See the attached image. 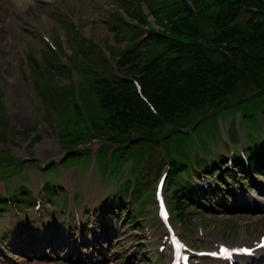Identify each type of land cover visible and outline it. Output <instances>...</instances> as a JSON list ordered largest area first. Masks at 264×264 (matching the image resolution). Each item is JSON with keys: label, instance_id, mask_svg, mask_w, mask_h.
Returning <instances> with one entry per match:
<instances>
[{"label": "rangeland", "instance_id": "1", "mask_svg": "<svg viewBox=\"0 0 264 264\" xmlns=\"http://www.w3.org/2000/svg\"><path fill=\"white\" fill-rule=\"evenodd\" d=\"M184 1L195 4L189 20L205 32H211L212 24L205 15L218 9L217 1ZM180 10L178 0H37V6L13 10L15 21L12 26L17 27H10L12 18L8 14L10 24L5 34L10 42L8 53L15 63L12 71L17 76L13 82L6 79L7 65L0 58L5 69L4 72L0 65V132L7 123L6 113L7 124L14 131H20V135L15 132L16 141L11 139L6 144L0 135V147L4 149L9 146V154H15L12 156L14 158L27 156L28 151H33L29 153L31 155L42 156L50 154L51 150L62 151L67 147L60 144L56 135L58 129L76 133L71 142L73 144L80 135L88 137L94 131L91 120L101 123L105 118L104 107L95 90L97 81L103 77L111 78L113 72L135 77L140 75L141 63L153 52L161 50L165 43L149 40L139 29L142 24L126 20L124 11L139 18H143L144 14L149 26L161 30V23L170 22L171 16ZM149 12L154 13V18ZM126 48H129L128 55L132 59L126 68H122L117 56ZM137 52L139 54L136 56ZM49 95L50 100H47ZM260 100H244L221 109L217 116L208 118L201 128L194 129L186 146L178 145L179 139L175 138L171 140V145L165 147V151L158 145L161 143L159 141L135 145L126 151L127 165L134 163L135 167H143L145 184L137 201L141 205L138 206L140 211L143 213L145 210L142 226L148 225L150 230L147 226L136 229L134 223L127 225L126 218L121 223L115 221L110 234L116 240L109 244L112 262L106 264H155L157 238L162 237V228L156 221L153 196L143 202L140 199L153 193L155 182L159 174L165 172L166 159L173 151L180 154L183 149L194 152L205 148L217 138L220 120L233 125L239 111L246 113L255 109ZM89 159L90 155L86 154L75 161L84 166ZM97 162L107 170L109 158L105 151L99 152ZM121 163L122 160L113 154L111 172L117 171ZM68 164L69 161L64 162V169H68ZM69 172L73 173L72 182L82 181L83 177L89 183L95 180L93 175L96 172L91 167L79 170L78 165L73 164ZM251 192L254 203H245L247 208L226 210L217 205L212 210L193 204L195 202L191 200L192 204L185 205L184 210L176 214L186 222V226L181 225L188 233L185 237L201 247L220 236L227 243L240 239H247L250 243L255 234L264 232V195ZM170 193L171 189L165 184V196L171 206L178 209L174 206V200L170 199ZM204 238L208 241L204 242ZM59 257V253H51L46 259H39L36 254L19 252V255L8 259V264H74ZM202 264L212 263L205 261Z\"/></svg>", "mask_w": 264, "mask_h": 264}, {"label": "trees", "instance_id": "2", "mask_svg": "<svg viewBox=\"0 0 264 264\" xmlns=\"http://www.w3.org/2000/svg\"><path fill=\"white\" fill-rule=\"evenodd\" d=\"M255 2L257 4H260V5L263 4L259 0H255ZM212 18H214L217 22H220V25H219V27H217V29H218V31L219 30H221V31L218 32V31H215V29H214L213 30V35L211 37L220 36L224 32L222 30L224 29L223 28V25L225 24V20H221L220 17L218 15H216V14L212 15ZM172 28L175 31H181L180 28H176L174 26ZM235 28H241V26L238 25V24H234V25H232L230 27L229 32L233 36L235 35V30H234ZM201 35L205 36L206 37V41L209 42V39L206 36V33L205 32H202L201 31ZM256 36H254V35L249 36V37L252 38V40L250 42L248 41V39L245 40L243 46L246 49H248V50H250L252 52L264 51L261 47H257L259 43L257 45H255V41H258V39H260V38H264V32L257 33ZM194 49H195L196 54L198 56H200V57H201V54H204V53H210L212 55H216V52L215 51H212L210 49H207V48H205L203 46H198V47H195ZM210 54H207L206 59L203 60V61H201V63L204 64L209 69H214V67H216V65L215 66L213 65V61L210 58L212 55H210ZM238 56H240V58H242L241 59V61L243 62L242 65L244 67H247L250 71L253 70V67H257V64H256V62H254V60H251L250 58L241 56V53H238ZM238 56H237V58H238ZM212 72L213 71H211V73ZM193 74L194 75H193L192 79L193 80H196V83H191L193 81L187 82L183 78H181V82H180L181 84H178V87L177 88H169V86L166 85V88H165L166 94L169 95L170 94V91H173V92L179 94L182 98L186 99V96H185L184 92H188L193 98H195V99L196 98H199L200 97L199 89L198 88H189V86H192L191 84L204 85L205 84V81L207 80V77H206L205 74H203V73L200 72V68L199 67L194 68ZM217 74H218L217 72L212 73V76L213 77H216ZM197 76H199V78H196ZM256 78H257V76H256ZM244 80H245V77L243 76L242 79H241V81H244ZM173 81H175V80H173ZM175 198H176V202H177V205H178L179 210L180 211H183L184 210L183 206H184V201H185L184 200V197H182V195H175Z\"/></svg>", "mask_w": 264, "mask_h": 264}, {"label": "bare ground", "instance_id": "3", "mask_svg": "<svg viewBox=\"0 0 264 264\" xmlns=\"http://www.w3.org/2000/svg\"><path fill=\"white\" fill-rule=\"evenodd\" d=\"M5 8V4L0 7V58L4 65H7V79L13 82L17 75L15 71H12V68L15 67V63L13 62L10 53H8L10 50V42L5 31L9 28L10 21L8 14L5 12Z\"/></svg>", "mask_w": 264, "mask_h": 264}, {"label": "snow or ice", "instance_id": "4", "mask_svg": "<svg viewBox=\"0 0 264 264\" xmlns=\"http://www.w3.org/2000/svg\"><path fill=\"white\" fill-rule=\"evenodd\" d=\"M222 252H225L226 250L225 249H221Z\"/></svg>", "mask_w": 264, "mask_h": 264}]
</instances>
